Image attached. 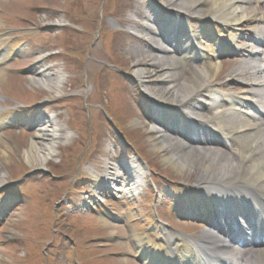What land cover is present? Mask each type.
Returning a JSON list of instances; mask_svg holds the SVG:
<instances>
[{
	"label": "rangeland",
	"instance_id": "rangeland-1",
	"mask_svg": "<svg viewBox=\"0 0 264 264\" xmlns=\"http://www.w3.org/2000/svg\"><path fill=\"white\" fill-rule=\"evenodd\" d=\"M151 4L149 0H0V49L14 54L24 50L27 55L5 66L0 84V115L11 123L0 128V175H5L0 204L6 203L0 209V264H137L130 258L136 255L134 236H149L154 242L163 236L158 235L155 213L169 231L196 238L207 228L180 207L182 193L194 185L199 167L177 172L151 148L152 134L136 125L147 121L148 97L131 71L138 61L137 50H150L140 27L152 15ZM57 20L64 25L52 26ZM191 20L195 32L200 31L203 49L214 50L220 27L195 16ZM69 24L75 28L66 27ZM239 42L238 47L249 46ZM219 60L215 85L228 81L235 67L231 60L236 59L223 52ZM195 66L200 64L190 69ZM36 69L62 73V87L48 90L32 84L28 77ZM44 114L58 115L71 138L60 142L44 164L41 159L30 166L24 152ZM2 149L7 151L5 158ZM114 153V160L139 155L146 161L144 191L124 199L125 208V203L109 204L114 211L110 213L124 216L123 224L101 218L106 215L101 209L67 213V193L74 200L78 192H92L83 185L89 179L79 175L89 174L91 167L101 170L103 159ZM84 199L85 194L80 200Z\"/></svg>",
	"mask_w": 264,
	"mask_h": 264
},
{
	"label": "bare ground",
	"instance_id": "bare-ground-1",
	"mask_svg": "<svg viewBox=\"0 0 264 264\" xmlns=\"http://www.w3.org/2000/svg\"><path fill=\"white\" fill-rule=\"evenodd\" d=\"M150 1L153 14L148 16L145 30L141 32L151 38L152 50H137L138 61L131 74L153 110L147 121H138L136 125L152 134L151 148L163 154L165 164L179 173L199 167L194 185L182 193L180 207L184 215L202 219L208 228L196 238L164 231L165 246L152 245L148 238H137L140 255L148 264H175L166 256L175 252L177 264H192L193 258L203 260V253L208 252L213 254L210 259L207 256L208 263H224L219 253L229 256L233 241L224 240V233L228 231L221 230L220 234L218 230L229 229L241 220L254 239L247 241L251 249L229 260L239 261L238 264H264V249H254L256 238L264 237L260 228L264 225V117L259 116L264 114V0ZM161 8L165 9L163 17L166 18L161 17ZM194 16L220 27L222 40L214 45L216 49L201 48L199 33L185 24ZM56 22L52 26L64 23ZM245 26L251 29L245 31ZM239 39L250 42V46L238 47ZM225 50L235 56L236 60H231L235 67L227 75L225 84L215 85L221 69L219 57ZM5 59L6 54L0 52V84L6 73ZM196 63L200 66L192 71L190 67ZM48 70L36 69L28 77L29 81L41 88L59 90L64 83L62 73ZM234 89L240 92H231ZM249 108L256 113H251ZM246 110L251 117L246 116ZM179 111L188 117L186 126L175 125ZM157 113L162 117L168 115L173 124L160 121L155 117ZM57 116H41L45 121L37 124L36 136L24 152L28 165L33 166L41 159L44 164L57 151L60 142L71 138ZM166 128H178L181 137L175 140ZM2 154L5 158L7 151L2 149ZM130 159L125 163L130 175L125 174L132 183L133 195H137L144 184L146 168L139 158ZM108 169L110 175L106 174L104 188L122 196L126 179L116 176L114 167ZM4 176L0 175V185L5 182ZM101 201L106 202L105 198ZM205 237L212 240L210 246L202 243ZM160 250L164 252L160 254Z\"/></svg>",
	"mask_w": 264,
	"mask_h": 264
}]
</instances>
